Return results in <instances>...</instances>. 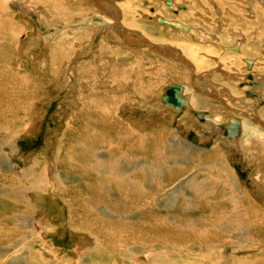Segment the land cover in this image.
I'll list each match as a JSON object with an SVG mask.
<instances>
[{"label":"bare ground","instance_id":"obj_1","mask_svg":"<svg viewBox=\"0 0 264 264\" xmlns=\"http://www.w3.org/2000/svg\"><path fill=\"white\" fill-rule=\"evenodd\" d=\"M28 1L30 4H32L31 2H39L42 5L43 9L40 15L53 14L52 10L43 4L45 3L43 0ZM46 1L53 3L52 8L57 12L56 16L58 15V8L62 11L69 9L67 4L72 1L71 3L78 10L76 13L80 15L75 16L76 22L63 24L66 25L68 31L71 30L74 33L78 29L87 28L91 30L94 28L92 34L77 32L76 36L68 34V37L65 35L67 31L59 35V27L55 28L49 35H42L45 38L42 39L40 48L43 49L40 50L56 52L59 49L62 50L66 43L71 42L70 40H74L72 42L77 46L79 44L86 45L87 48L75 52L65 61L66 65L62 67L64 70L60 74L59 83L61 82L64 89H68L70 87L78 88L79 85L76 82H80L88 91L98 90V92H92L98 98L92 103L91 108L85 109L84 107L78 113L76 126L73 127L72 132L70 131L73 129L74 114L71 115V113L64 123L65 125L62 123L47 124L49 135H54V137L59 135L58 144H55L56 149L54 150L52 147L54 151L51 152L46 148L32 156L21 158L20 161L23 160L25 167L19 171L14 165L12 167L6 166L1 157L9 154L10 162L14 163L20 137L25 134L30 137L35 136L41 124L43 106L42 109L32 110L31 108L36 103L32 97L37 95L34 93L33 96L29 97L26 93L25 97L27 98L24 99L22 93L25 92V88H29L31 85H29L28 76L32 80V73L34 72L32 65L41 71L46 70L49 56L42 53L41 56L43 57L40 61L36 60L37 48L35 45L25 47L26 43L31 41L30 35L21 36V33L25 32V27L21 22L27 21L20 18L15 7L17 5L22 7L21 10L23 9V12L28 14H32L36 8L26 4L28 2H12L14 5L12 10L16 13L11 14V18H7L6 12L10 10L8 9L9 5H7L8 0H0V174H6L10 171L13 173L10 177H2L7 179L6 182H0L2 185H0V195L17 200L19 204L23 205H29L32 201L34 205V200L36 203V199L41 198L40 205H45L43 213L47 216L51 215V208L59 209L56 202L61 201L60 203L68 208L67 224L68 227H73L71 231L82 232L94 228L95 232L98 230L102 239L95 233L91 234L90 240L86 241L89 247L87 252L85 249L82 251V248L77 249V247L75 249L79 252H72V247L70 252L60 256L58 250L56 253L57 261L53 263V261L44 258V264H175V258L165 260L156 254L155 256L149 255L145 260L142 256L148 255L149 251L158 253L157 250L160 248L177 251L182 247H184L185 256L191 257L189 264H196L192 262V259L200 261V264H264V256L254 261L239 259V257L233 259L229 256L231 250L226 253L229 256L227 261L223 262L222 260L227 256L223 251L230 247L241 245L244 250L261 247L256 244V240L253 238L259 232L264 233V224L259 225L264 220V213L261 212L256 214L255 218H252L249 211L243 214L244 216L241 215L242 223L240 225L248 224L249 229L224 230L228 232V239L230 240L228 245L217 246L205 243L203 247L202 244L198 246L199 250L193 251L192 245L167 247L164 245H168V243H155L153 239V244L149 243L150 245L132 248L135 240H147V237H144L146 231H152L154 234L151 235H154L156 241H160L159 239L162 237L158 234L155 235L156 230H160V224L155 225L154 221L151 222V227H148L149 223L141 222L139 215L142 213L146 215L155 214L154 212L160 202L171 203L172 197L176 196L175 193H181L186 182L192 181L190 175L192 173L183 176L187 172L185 159L179 160L177 163L172 162V156H169L172 153L171 149L163 146L160 141L165 139V131H168L172 122L177 120L176 114H181L184 110V118L188 122L180 121V123L189 130L193 122L198 125L199 118L197 119L193 112L199 111L191 110L187 105L176 110L171 105L162 102L163 96L171 85L180 83L183 86L182 96L185 98L184 85L191 83L194 76L201 84L204 73L221 67L220 54L226 55V59H232L228 62L225 60L222 64L228 73H230V67L232 70H237L240 66L238 61L244 60L245 69L249 67L248 62L252 64V68L251 70L248 69V72L254 76L253 81L256 80L257 76L263 74L258 72L261 67H258L257 60L250 57L252 56L250 45L257 44L253 42L250 35L251 31L256 33V30L250 28L252 30L249 32V28L246 27L251 24L257 28V24L263 23V26L260 25V27L262 26L264 29V0H174L171 8L164 5V0H82L87 1L88 6L99 9L100 14H92L93 10L85 11L89 9L84 8V4H80L82 8L78 7L77 0ZM181 6L186 7V10H179L178 15H173L172 10ZM214 10L218 11V15L215 14ZM81 11L82 14H87L83 16ZM61 16L63 15L61 14ZM217 16L218 20L214 22L215 24L219 23V28L212 22ZM259 17L262 18V21ZM256 18L260 22L255 20ZM229 25H231L229 30L225 31L230 32L231 37L226 40L222 28H227ZM98 33L102 34L96 43ZM53 34L56 35L55 38ZM50 36L52 39L47 40L46 38ZM53 40L54 42L51 44ZM86 40L87 42H85ZM211 40L216 42V47L211 45L213 44L210 43ZM205 44H209L210 48L207 49ZM106 46H109L108 50ZM235 51L240 52L232 53ZM54 59L56 60L57 57ZM22 60L27 62L25 66L20 62ZM83 60H88V62ZM152 62H154L153 65ZM55 63L52 64L54 68L53 78L57 77L59 70ZM130 68L131 71H128ZM22 71L23 73H21ZM38 75H40L39 72ZM52 77L48 75L47 81H52ZM213 77L211 74L208 83L212 84V87L218 86L212 81ZM229 77L225 76L226 79ZM35 80L36 86L43 81L39 78ZM242 80L246 81L244 76L242 78L241 75H238L237 84H240ZM252 83L250 84L252 85ZM238 89L240 92L243 90ZM218 94L209 93L206 95V101L210 103L220 99ZM188 101L193 105L198 103L195 98H189ZM72 104L76 110L80 108L81 102L75 99ZM221 104L227 105L228 109L230 108L228 103L223 100H221ZM129 110L133 111L130 117L126 115ZM214 111L217 110L209 108L203 112L205 113L203 124L205 127L202 128L201 139L203 141L205 139L207 142L211 137L215 138L210 148L203 147L205 152L201 151L199 146L188 141L187 138H171L173 132L168 134V140L172 142L173 147L194 145V148H188L185 153L196 151L199 154H204L203 159L201 155V161L198 164L205 163L207 155L217 158V162H221L222 159L223 163L215 166L222 168L223 172L224 167L222 165H226L224 162L227 158L225 157V150L231 151V148L235 147L236 144L237 159L244 163L246 159L245 149L242 148L241 144H243L242 140L248 134L250 127H247L243 121H245V117L254 121L259 115L241 112L240 117L236 118L240 123L241 135L228 140L225 138L226 136L224 137L220 126L233 118L223 120L221 116L208 117L209 112ZM33 112L32 119L31 114ZM231 112L236 115L234 109H231ZM85 113L88 119L84 117ZM150 117L151 123H149ZM182 117L183 115H180V119ZM210 128L211 131H209ZM69 132L79 141L68 142L63 151V141ZM217 132H219L218 135H216ZM205 135L210 137H205ZM257 138L254 129L245 142L250 145L252 142L256 143ZM67 139L68 141L72 140L71 136H68ZM210 150L212 152L207 153ZM63 152L66 154L64 158H62ZM32 157L35 159L33 160ZM254 160L255 164L250 168V171L254 170L255 165L259 166L260 163H263L264 155H254ZM244 165L247 167L246 164ZM215 166L212 167L215 168ZM158 168L159 170L160 168H168L165 173L163 172L161 179L157 178L156 175ZM122 183L125 184V187H121ZM181 183L185 184L181 185ZM175 184H177L176 187ZM195 186L197 185L195 184ZM257 186L260 189V186ZM173 187L175 190L171 193L166 192ZM25 188L26 190H24ZM124 188H130V190L127 191ZM23 190L24 193L21 192ZM197 191L198 193L201 192L200 189ZM245 201L247 203L251 200L246 197ZM106 203H108V208L105 206ZM188 204L190 203L188 202ZM221 212L218 214L219 216L222 215ZM228 215L230 214L228 213ZM89 216H95V224L83 221ZM155 216L157 215L155 214ZM222 218L225 216L223 215ZM25 222L23 221L17 228L23 229ZM82 224L86 225V228ZM22 240L20 239V244L17 245L16 242L13 246L12 254L5 252L4 255L0 256L2 264H31L28 256L34 249L31 246L32 241L28 242L27 237H23ZM79 242H85V240L80 239ZM246 242H251L250 246L255 248L242 245ZM7 256L14 257L6 262Z\"/></svg>","mask_w":264,"mask_h":264},{"label":"rangeland","instance_id":"obj_2","mask_svg":"<svg viewBox=\"0 0 264 264\" xmlns=\"http://www.w3.org/2000/svg\"><path fill=\"white\" fill-rule=\"evenodd\" d=\"M17 1L18 2L19 1L28 2L26 4L32 5L36 8L32 14H28V13H24L23 9L21 10L22 7H20L18 5H17V7H15V11L19 14L20 18L27 21V22H21V23H23L22 25H24V27H25L24 28L25 32H22L21 36L30 35L29 39H31V41L29 40L26 43L25 47H31V46L35 45V48H37V51L35 52L37 54L36 60L40 61V59L43 57V56H41L42 53L44 55L47 54L49 56V62H48L46 70L41 71L38 68H36L34 65H32V68L34 71L32 73V75H33L32 80H30V77L28 76L29 85L31 84L32 88L30 85V87L25 88V92L22 93L24 99L27 98V97H25L26 93L29 95V97L33 96L34 93L37 95L36 97H32L33 98L32 100L34 102H36L31 107L32 110L39 109L43 106L42 108H44L43 109L44 114L42 113V118H41L42 120H41V124H40L41 128L39 126V129H38L37 133H35V136L30 137V136H27L25 134V135H22L20 137V139L18 140V143H17L18 147L16 148L17 152L15 155V161H13L14 163L10 162L9 154H5L1 157L2 161L4 163H6V166L9 165V167H12V165H14L15 168L18 169L17 171H19L25 167V166H23L24 165L23 160L20 161L21 158L28 157L29 155L32 156L33 154H36V153H38L41 150H44L46 148L51 152L56 149L55 144H58L59 135L56 137H54V135H49V132L47 130V124H49V123H53V124L55 123V125L58 123L64 124V123H66L68 117H70V113H71V115L74 114L73 115L74 120H72V125H73L72 128L75 127L76 126L75 122H76V119L78 118V113L84 107H85V109L86 108L89 109L93 106L92 103H94L96 101V98H98V96H96L92 92H94V91L98 92V90H94L92 92L88 91V89H85L83 87L82 83H80V82H78V83L76 82V84L79 85L78 88L70 87L68 89H64L62 87L61 82L59 83L60 74H62V71L64 70V68H62V67H65V65H66L65 61L68 60L69 57L72 56L75 52H78L80 50H83L84 48H87L86 45L79 44V46H77V45L73 44L72 41H74V40H70L71 42L66 43L64 45V47L62 48V50L59 49L56 52H53L51 50L43 52L42 50H40L42 48V47L40 48V45L42 46V39L45 38L42 35H46V36L49 35L50 33H52L55 30V28L57 29L59 27V29H60L59 35L63 34L65 31H67V34H65L66 37H68V34L76 36L77 32H79V33L87 32L89 34H92L94 32V28H92L91 30H88L87 28L86 29L82 28V29H78L76 32L72 33L71 30L68 31V28L65 27L66 25H63V24H66V23H69L72 21L76 22L77 19L75 18V16L77 17L80 15V14L78 15V13H76L78 10L73 5V3H71L72 1L69 4H67L69 9L62 11L60 8H58V15L56 16L57 12H55L52 8L53 3H50V1L47 2L46 0H43L45 3H43V2L42 3L47 8H50L49 10H52L53 14H51V13L49 15L47 14L48 16L47 15L44 16L42 14L43 15L42 16V15H40V12L42 11L43 8L39 2H31L32 4H30L29 3L30 1H28V0H8L7 5H9L8 9H10V10H8L6 12L7 15H5V16L7 18L8 17L11 18V14L16 13L15 11L12 10L14 8V5L12 4V2H17ZM76 2L79 3L78 7L82 8V6L80 4H84L85 5L84 8L89 9V10H85V11H92L93 10L92 14H100L99 9H97L93 6H88L87 1L77 0ZM60 12L63 16H61ZM214 12H215V14L218 15L217 10H214ZM81 14H82V11H81ZM85 14H87V13H85ZM85 14H82V15L84 16ZM215 20H218V16L212 22H214ZM255 20L258 21L259 19L256 18ZM260 20L262 21V18H260ZM260 20H259V22H260ZM218 24L219 23L215 24V22H214V25H218ZM232 24H234V23H232ZM260 25L263 26V23L257 24V28H255V26L251 25V24H249V27H246V28H249V32L252 29L256 30V33H254V32L252 33V31H251V35H250V38L253 39V42L257 43V44L253 43L250 45L251 53H252V56H250V57L257 60V63L259 65L258 67H261L260 69H258V72L264 73V29L262 28V26L260 27ZM230 26L231 25H229L227 28H222L223 33H224V37L226 40L230 39V37H231V35L229 34L230 32L225 31V30H229ZM218 28H219V25H218ZM250 28H252V29H250ZM102 33H105V32H102ZM102 33L97 34L96 43L99 39L98 37ZM53 35H55V34H53ZM55 37H56V35L54 36V38ZM46 39L50 40V39H52V36H50ZM211 41L212 42H210V43H213L211 45L215 46L216 42L214 40H211ZM53 42H54V40L52 41L51 44H53ZM85 42H87V40ZM116 44L118 46H120L118 43H116ZM205 46L207 49L210 48L209 44H205ZM106 49L108 50L109 46H106ZM238 52H240V51H235L232 53H238ZM56 57H57V59L55 60L54 58H56ZM62 60H64L65 63L62 62ZM219 60H220L221 67H218L217 69H214L210 72H219V71L222 72L223 71L222 64L224 63V61L226 60V62H228L229 60L231 61L232 59L231 58L226 59V55L220 54ZM83 61L88 62V60H83ZM20 62H22L24 64V66L27 63L24 60H22ZM54 62H56L55 64L59 67L56 78L52 77V72L54 69L52 64ZM13 63H16V62L13 61ZM238 63L240 66L237 70H232L230 67L229 68L230 73L227 72V74H226V76H230L229 78H227L228 83L230 85L237 84L236 79L238 78V75H241L243 78L242 72L246 70L244 62L242 63V62L238 61ZM61 64H63V65L61 66ZM153 64H154V62H152V65ZM108 65H110V63H108ZM102 70H103V68H102ZM128 71H131V68L128 69ZM38 72L40 75H38ZM210 72H207L203 75L204 78H203L202 83H204V85L208 84V81H206L208 78L206 74H209ZM21 73H23V71ZM88 74H86V75H88ZM48 75H49V77L50 76L52 77V79H51L52 81H47ZM221 75H217V79H215V82L218 84L219 83L222 84V81L220 80ZM37 78H39L41 81L43 80L38 86H36V84H35V82H36L35 79H37ZM161 80L165 81L164 79H161ZM224 83H226V82H224ZM199 85H200L199 80L197 78H195V76H194V79H191V83L184 85L185 86V95L184 96H185V98H187V100L189 98H192V99L195 98V99H197V102L199 101V99L202 97L198 92ZM18 89H19V87L17 88V90ZM91 90H93V89H91ZM232 90H233V92L231 91L230 95L233 97H234V92L240 93L238 91V88H237V90H234V89H232ZM243 91H246V89L243 88ZM186 93L190 94L189 97L186 95ZM242 93L240 94V97H243ZM223 96H225V94L220 95L221 98ZM74 98L81 102L80 108H77L76 110H74L75 108L72 104L73 101H75ZM235 108H239L240 114H241V112H244L246 114H251V115L258 114L259 115V117H257L255 115V117H257L256 119H254L255 122L253 120L248 119L247 117H245V119H244L245 121H243L247 127L249 126L251 128V132H253L255 129V133H256V136H258V138L256 140V143L252 142L250 145H248L245 142L246 139L249 137L247 134H246L245 138L242 140L243 144H241V146H242V148L245 149V158H246V161H244V163H242V161L239 162V160L237 159V153H238L237 152V144L235 145L236 148L235 147L231 148L232 150L229 152L226 149L225 153L227 156L225 155V157H227V158H226V161L224 162V163H226V165H222L224 167L223 172H222V170H223L222 168H217V166H215L219 163H223L222 159H221V162H217L216 161L217 158L211 157L210 155H207V158L204 161L205 163L202 162V164H198L199 161H201L200 160L201 155H202V159H203V157L205 156L204 154H199L196 151L185 153V151H188L187 150L188 148H190V147L194 148L195 146H199L200 150L205 152V150H203V147H205L206 149L210 148L212 146V143L215 140V138L211 137V139L207 142L205 141V139H204V141L201 139V137H202L201 135L199 137L188 138L187 137V136H189V135H187V134H189V131H187L188 129L186 127H184L183 125H181V123H180V121L188 122V120L186 118H184V110H182L181 114L175 115L177 120L172 122L171 127L168 128V131H165L166 132L165 133V139H161L160 143L163 146L171 149L172 153L169 156H172L171 157L172 162L177 163V161L185 159V164H186L185 169L187 170V172L183 176H185L188 173L189 174L192 173V174H190L192 176L191 177L192 181L189 182V180H188V183L186 182V186L183 187L184 189L181 193L180 192L175 193L176 196L172 197L173 201L171 203L166 204L167 202H160V205H157V209L154 212L157 216H155V214H153V215L147 214L146 215L145 213H142L139 215L141 222H144L145 224L149 223L148 227H151V222H154V221H155V225L160 224L161 225L159 227L160 230H156L157 232L155 233V235L158 234L160 237L161 236L162 237H161V239H159L160 241H156L154 235H151L154 233L152 231H146L144 233V237H147L146 238L147 240H143V241H136L135 240L133 242L132 248H137V247H140L141 245H150V244H153L154 242L155 243H159V242L168 243V245L162 244V245L167 246V247H170L171 245L184 246V245L188 244V245L193 246V251L199 250L198 246H200L202 244V247H203V245H205V243H209V244H213V245H217V246L228 245V244H230V240L228 239V232H225L224 230H229V229H233V228L249 229L250 226L248 224L240 225L242 223L241 215L244 216L243 214H245L247 211H249L252 214V218H255L256 214H258L260 212L264 213V167H263L264 161H263V163L259 164L258 168L254 169L253 171H250V173L249 172L247 173V168L244 165V164H246L247 167L251 168L255 164L254 155H264V106L260 107L259 104L256 103V100H254V103L249 105L247 108H246V106L241 107L239 103L236 105ZM87 111H92V110H87ZM127 113H126V115H128V117H130L132 115L133 111L129 110ZM33 114H34V112L31 114V118H32ZM180 115H183L182 119H180ZM84 117L86 119H88V117H86V113H85ZM149 119H150L149 123H151L152 122L151 117ZM89 120H90V118H89ZM194 125H197V124L195 122H193L192 127H194ZM42 126H43V128H42ZM61 129H64V128H61ZM73 130H74V128L70 132H72ZM209 131H211V128L209 129ZM46 132H47V134H46ZM70 132H69L68 136H71L72 140L68 141V139H69V138L67 139L68 136L65 138V140L63 141V145H62L63 151H64V146L68 142L74 143L75 141H79L74 137V135H71L72 133H70ZM172 132H173V135L171 138H173V139H177L179 137L182 139L187 138V140L190 141L195 146L194 145L189 146L187 144V146H183V147H180V146L173 147L172 142H170L168 140V138H169L168 134L172 133ZM218 134H219V132L216 133V135H218ZM205 137H210V136L205 135ZM0 138H1V136H0ZM52 147L54 148V150ZM190 149H192V148H190ZM12 151H14V150H12ZM211 152H212V150L208 151L207 153H211ZM65 156H66V154L63 152L62 158H64ZM76 156H78V155L76 154ZM32 159L34 160L35 158L32 157ZM196 160H198V161H196ZM229 163H230V165H229ZM191 165L194 168H191L192 167ZM227 165H228V167H227ZM212 166H215V168H213ZM167 170H168V168L167 169L160 168V170L158 168L159 173L157 171V173H156L157 178L161 179L163 174ZM213 170H215V171H213ZM11 175H13V173L11 171L6 173V174H0V179H1L0 182L1 183L6 182L5 180L7 178H2L3 176L10 177ZM197 177H198V179H197ZM235 178H237V180L234 181ZM221 180H224V182L220 183ZM11 181H13V180H11ZM177 184H175V187ZM184 184L185 183H181V185H184ZM190 184H191V186H190ZM195 184L197 186H195ZM198 185H199V187H198ZM257 185L260 186V189L257 188L258 187ZM22 186H24V185H22ZM16 187H19V186H16ZM121 187H125V184L122 183ZM175 187L171 188V190H167L166 192L171 193L173 190H175L174 189ZM81 188H83V187H81ZM124 189H126L127 191L130 190V188H124ZM198 189H200L201 192L198 193V191H197ZM24 190H26V188ZM24 190L21 192L24 193ZM194 191H196V192H194ZM166 192H165V195H166ZM25 193H27V192H25ZM207 196H208V198H207ZM222 197H225V198L222 199ZM246 197L249 198V200H251V201L246 203V201H245ZM0 198H1V200H0V216H2L0 218V227H1L0 228L1 229L0 230V256L4 255L5 252L12 254L13 249H14L13 246L16 244V242L18 245V244H20V239H21V241H23L22 240L23 237H27L28 242L32 241L31 246L34 248L33 251L28 256L31 264H44V262H43L44 258H46V260H51L54 263L58 259L56 256V253L58 252V250L60 252L59 253L60 256H63L67 252H70V249L72 247H73L72 252H79V251H77V249H81V248H82L81 249L82 251L85 249V251L87 252L89 247H88V242H86V241L90 240L91 234L95 233L96 235L100 236V238L102 239V236L99 235L98 230L95 232L94 228H91V230L86 229L82 232L71 231V228H73V227H70V226L68 227V224H67L68 208L66 205L60 203L61 201L56 202V204L59 205L58 206L59 209H57V208L52 209L51 208V215L47 216L43 213V211L45 210V205L44 204H43V206L40 205L41 198L36 199L37 200L36 203L34 200V205H33V201L30 202L29 205H23V204H19L17 200L9 199V197L7 198V196L3 197V195H0ZM1 202H3V204H1ZM130 202L132 204H134V202H132V201H130ZM188 202L190 204H188ZM126 203H129V202H126ZM91 204H93V202H91ZM114 204L117 205L116 202H114ZM207 204H209L208 205L209 207L207 206ZM105 206L108 208V203H106ZM221 209H224V210H221ZM110 210H112V209L110 208ZM227 211L230 215H228ZM220 212L222 213L221 216L218 215V214H220ZM19 214H21V215H19ZM223 215L225 216V218H222ZM232 218H234V219H232ZM216 219L220 220V221H217ZM23 221H26L24 226H23V229H18L17 227ZM83 221H87V223L95 224L96 219H95V216H89L88 218L83 219ZM230 221H232V222L230 223ZM238 222H240V223L237 224ZM183 224H186V225H183ZM232 224H234V225L232 226ZM263 224H264V220L259 225H263ZM82 225H84V224H82ZM224 225H226V226H224ZM228 225L230 226V228ZM84 226H85L84 228H86V225H84ZM203 230H205V231L203 232ZM37 234H38V236H37ZM82 235H83V237H82ZM85 235H87L88 237H86ZM40 236H43L44 238H42V237L40 238ZM162 238H164V239H162ZM253 238L256 240V244H258L261 247H258L256 249H245V250L241 245H236L234 247H230L229 249L223 251L225 253V255H227V256H225L224 259H222L223 262L227 261L229 256L232 257L233 259L235 257H236L235 259H238V257H239V259L244 258V259H249V261H254L255 259L262 258L264 256V233L259 232L256 235H254ZM80 239H82L83 241L85 240V242H81L82 243L81 244L79 242ZM153 239H154V242H153ZM250 244H251V242H246V244H242V245L253 247L252 245L250 246ZM83 246H84V248H83ZM76 247H77V249H75ZM17 248H18V246L16 247V249ZM183 248L184 247H182V249H179L177 251L170 250L168 248H160L157 250L158 253L149 251L148 255L144 254L142 257H143V259L146 260L149 255L155 256L156 254H158L161 257H163L165 260H168V258L169 259L175 258L176 259L175 264L176 263L177 264H189V263H191L189 261L191 259V257L185 256L186 254H184L185 250ZM253 248H255V247H253ZM228 250L229 251L231 250V255H229V256H228V254H226L227 252H229ZM221 251H222V249H221ZM178 256H179V258H178ZM13 257L14 256H7L5 258L6 262L11 260ZM183 257H185V258H183ZM192 262L196 263V264L201 263L200 261H196L195 259L194 260L192 259ZM0 263L1 264L3 263L2 260L0 261Z\"/></svg>","mask_w":264,"mask_h":264},{"label":"crops","instance_id":"obj_3","mask_svg":"<svg viewBox=\"0 0 264 264\" xmlns=\"http://www.w3.org/2000/svg\"><path fill=\"white\" fill-rule=\"evenodd\" d=\"M239 62H242L243 63L244 60H239ZM222 69H223L222 72L221 71H219V72H210L209 74H206L207 77H208L206 81H208V82L210 81L211 74L213 76H215V77L212 78V81L213 82H215V79H217V75H221L222 74L221 75V78L222 79L220 78V80L222 81V84H220V83L218 84L217 83L218 86L212 87V84H210V83H208L206 85H204V83H201L199 85L198 92H199V94L202 97L199 99L198 103L196 105H193V104H191L187 100V104L186 105L191 110L192 109H195V110H198L199 112H206V110L209 109V108H215V110H217V111L209 112L208 117L221 116V117H223V120L226 119V118H233L232 120H230L229 122H227V123L224 124V127H227L228 126L226 130L222 128V125L220 126V129L223 131L224 137L226 136L225 137L226 139L232 140L235 137H239L241 135V133H240V130H241L240 123L236 119V118H239L241 114H240L239 108H235L236 105L239 103L241 107L246 106V108H247L249 105H251L252 103H254V100H257V103L259 104L260 107L261 106H264V73L263 74H260L259 76H257V78H256L257 81L256 80L253 81V79H255V78H253L254 77L253 75H251L252 77L249 78L250 73L248 72V68H247L245 71L242 72V74H243V76H244V78H245L246 81L242 80L241 81L242 83L239 81L240 84L230 85L228 83V79L225 78L227 71L223 67H222ZM258 78H260V79H258ZM224 82H226V83H224ZM250 83H252V85ZM175 84L181 85L180 83H175ZM242 85H244V86L242 87ZM237 88H240V89H243L244 88V89H247V91H243L242 90L240 92V90L238 89V91L240 93H235L234 92V97L231 96L230 93H231V91L233 92L232 89L237 90ZM209 93H216V94L220 93V94H225V96H223L221 98L220 95L218 94L219 97H220V99H216V100L208 103L206 101V98H207L206 95H208ZM241 93H242L243 97H240V94ZM186 95L189 97L190 94L189 93H186ZM221 100H223L224 102H227L228 105L230 106V108L228 109L226 107L227 105H222L221 104ZM231 109H234L236 115H233L232 114ZM195 117L197 119L199 118L198 116H195ZM203 117H201V118L198 119V122H199L198 125H194V127H191L189 130H187V131H189V134H187V135H189V136H187L188 138L199 137L200 134H201V131L203 132L202 128H203V126H204L203 124L205 122V113H204V116ZM236 123L239 124V129H240L239 130V134L237 136H235V137H233V136L232 137L227 136L226 133H227L228 128H231V127L233 128V125L236 124ZM247 135L248 136L251 135V128H249ZM245 161H246V159H245ZM258 167H259L258 165H255L254 169H256ZM246 168H247V173L248 172L250 173V167H246Z\"/></svg>","mask_w":264,"mask_h":264},{"label":"water","instance_id":"obj_4","mask_svg":"<svg viewBox=\"0 0 264 264\" xmlns=\"http://www.w3.org/2000/svg\"><path fill=\"white\" fill-rule=\"evenodd\" d=\"M249 67L248 69L251 70L252 64L251 62H248ZM251 74L249 78H251ZM182 91H183V86L178 85V84H173L171 87L168 89L167 93L163 96L162 102L164 104H169L173 106L175 109H181L187 104V99L182 97ZM194 115L198 116L199 118L204 116L203 112H193ZM223 129H227V127H224V124L222 125ZM239 124L236 123L233 125V128H228L226 135L229 137H235L239 134Z\"/></svg>","mask_w":264,"mask_h":264},{"label":"flooded vegetation","instance_id":"obj_5","mask_svg":"<svg viewBox=\"0 0 264 264\" xmlns=\"http://www.w3.org/2000/svg\"><path fill=\"white\" fill-rule=\"evenodd\" d=\"M173 2H174V0H164L163 3H164V5L166 7L171 8L173 6ZM179 10L180 11H185L186 10V7H184V6L178 7L177 9L172 10V14L173 15H178L179 12H180Z\"/></svg>","mask_w":264,"mask_h":264}]
</instances>
